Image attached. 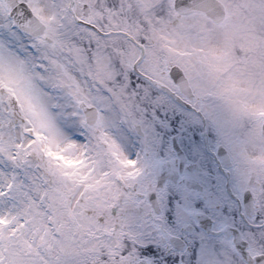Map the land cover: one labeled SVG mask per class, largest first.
I'll return each instance as SVG.
<instances>
[{
    "label": "snow or ice",
    "instance_id": "obj_1",
    "mask_svg": "<svg viewBox=\"0 0 264 264\" xmlns=\"http://www.w3.org/2000/svg\"><path fill=\"white\" fill-rule=\"evenodd\" d=\"M0 264H264V0H0Z\"/></svg>",
    "mask_w": 264,
    "mask_h": 264
}]
</instances>
